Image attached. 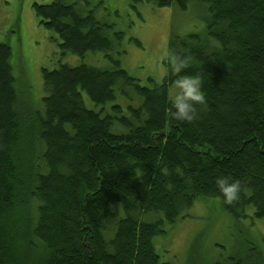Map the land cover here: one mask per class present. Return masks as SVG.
I'll return each instance as SVG.
<instances>
[{
    "label": "trees",
    "instance_id": "16d2710c",
    "mask_svg": "<svg viewBox=\"0 0 264 264\" xmlns=\"http://www.w3.org/2000/svg\"><path fill=\"white\" fill-rule=\"evenodd\" d=\"M139 1L208 9L205 33L168 42L187 60L180 75L200 78L198 118L170 116L176 75L165 57L162 82L142 85L93 10L34 2L62 55L105 51L113 64L43 67L47 94L21 108L12 49L0 42V264H168L154 237L206 197L264 218V0ZM220 175L240 182L238 201L224 202ZM250 252L229 264H264V249Z\"/></svg>",
    "mask_w": 264,
    "mask_h": 264
},
{
    "label": "rangeland",
    "instance_id": "374dc122",
    "mask_svg": "<svg viewBox=\"0 0 264 264\" xmlns=\"http://www.w3.org/2000/svg\"><path fill=\"white\" fill-rule=\"evenodd\" d=\"M51 1L0 0V42L8 43L12 49L11 63L21 108L26 107L28 100L38 102L47 94L43 67L54 69L61 63L81 62L101 67L113 64L105 51H90L84 57L70 51L60 53L56 34L39 24L32 6L34 2ZM78 2L84 14L93 10L97 19L111 26L110 36L116 42L113 57L140 84L150 87L162 82L168 71L163 52L168 50L171 33H205L209 15L199 2H191L186 10L176 5L161 7L154 1ZM174 90V85H170V99ZM84 98L88 107H94L86 94ZM120 99L126 102L129 98ZM244 211V215H235L217 197L203 198L184 211L186 217L168 223L167 232L156 235L154 244L168 264H229L232 257L245 260L251 254L250 249H264V218L254 216L253 206Z\"/></svg>",
    "mask_w": 264,
    "mask_h": 264
},
{
    "label": "clouds",
    "instance_id": "9594fccd",
    "mask_svg": "<svg viewBox=\"0 0 264 264\" xmlns=\"http://www.w3.org/2000/svg\"><path fill=\"white\" fill-rule=\"evenodd\" d=\"M163 55L167 59L172 73L176 75V79L173 81L175 90L170 100L172 108L170 116L176 121L192 122L198 118L196 106L205 104L200 78L180 75L187 66L185 58L168 50H165ZM215 184L226 204H232L240 199L242 189L238 180L231 176L220 175L216 178Z\"/></svg>",
    "mask_w": 264,
    "mask_h": 264
}]
</instances>
